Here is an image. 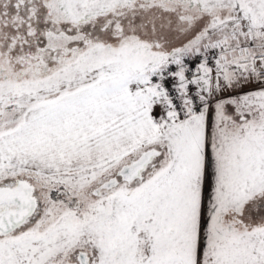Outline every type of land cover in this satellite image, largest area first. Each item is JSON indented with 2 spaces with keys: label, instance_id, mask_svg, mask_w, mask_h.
Here are the masks:
<instances>
[{
  "label": "snow or ice",
  "instance_id": "snow-or-ice-1",
  "mask_svg": "<svg viewBox=\"0 0 264 264\" xmlns=\"http://www.w3.org/2000/svg\"><path fill=\"white\" fill-rule=\"evenodd\" d=\"M0 264H264V0H0Z\"/></svg>",
  "mask_w": 264,
  "mask_h": 264
}]
</instances>
